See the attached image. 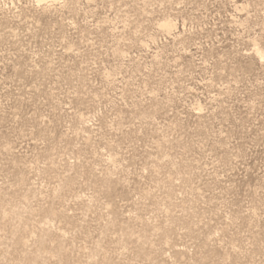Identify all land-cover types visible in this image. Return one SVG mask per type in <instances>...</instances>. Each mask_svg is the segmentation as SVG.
<instances>
[{"label":"rangeland","instance_id":"rangeland-1","mask_svg":"<svg viewBox=\"0 0 264 264\" xmlns=\"http://www.w3.org/2000/svg\"><path fill=\"white\" fill-rule=\"evenodd\" d=\"M0 264H264V0H0Z\"/></svg>","mask_w":264,"mask_h":264}]
</instances>
